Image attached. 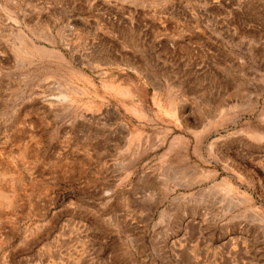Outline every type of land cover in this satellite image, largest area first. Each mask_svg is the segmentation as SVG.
<instances>
[{
    "label": "rangeland",
    "instance_id": "obj_1",
    "mask_svg": "<svg viewBox=\"0 0 264 264\" xmlns=\"http://www.w3.org/2000/svg\"><path fill=\"white\" fill-rule=\"evenodd\" d=\"M0 264H264V0H0Z\"/></svg>",
    "mask_w": 264,
    "mask_h": 264
},
{
    "label": "bare ground",
    "instance_id": "obj_2",
    "mask_svg": "<svg viewBox=\"0 0 264 264\" xmlns=\"http://www.w3.org/2000/svg\"><path fill=\"white\" fill-rule=\"evenodd\" d=\"M260 133H261V132H260ZM260 133H259V134H257V136H259V137H260V136H262Z\"/></svg>",
    "mask_w": 264,
    "mask_h": 264
}]
</instances>
